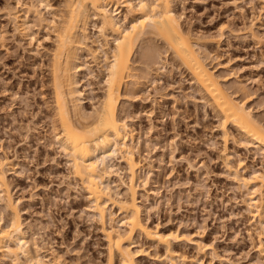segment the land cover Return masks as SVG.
<instances>
[{
  "label": "rangeland",
  "instance_id": "obj_1",
  "mask_svg": "<svg viewBox=\"0 0 264 264\" xmlns=\"http://www.w3.org/2000/svg\"><path fill=\"white\" fill-rule=\"evenodd\" d=\"M29 1L0 0V156L8 161V192L26 236L30 242L37 241L45 255L55 253L64 264H103L107 251L100 223L93 216L85 188L72 175L66 153L54 140L57 129L53 130L47 53L53 46L52 36L47 26L27 11ZM50 3L57 12L63 10L62 0ZM263 3L172 0L181 27L199 38L197 47L209 55L207 63L222 85L245 101L262 121ZM7 8L28 18L29 36L17 29ZM38 10L46 20H52L47 10L40 6ZM119 10L122 14L117 17L122 18L126 10L121 6ZM95 21L92 18L87 33L89 41L96 44L101 38ZM209 38L216 44L207 42L212 40ZM150 44L160 52L162 63L147 65L139 57V45L131 64L138 84L132 85L133 89L128 85L118 106V114L138 140L135 157L141 160V169L134 184L137 201L144 209L141 217L163 233L183 234L184 240L173 242L176 253L183 256V260L175 259L178 264H264L254 251L260 231L246 207V191L224 166L216 115L163 43L153 38ZM85 52H79L76 64L82 67L86 62L88 66L83 65L76 79L82 90L81 107L91 112L104 90L105 70L103 73V64L102 68L95 65ZM229 133L225 152L231 155L229 161L237 173L247 176L260 168L261 154L237 142L233 128ZM117 161V166H123ZM121 177L127 181L123 173ZM111 180L120 183L116 175ZM108 212H113L112 222L119 226L118 210L109 205ZM0 213L7 219L1 204ZM134 242L133 249L148 250L136 257L137 264H163L152 258L164 253L163 248L141 235H135ZM194 243L203 248L198 250ZM3 258L0 254V264L12 263Z\"/></svg>",
  "mask_w": 264,
  "mask_h": 264
},
{
  "label": "bare ground",
  "instance_id": "obj_2",
  "mask_svg": "<svg viewBox=\"0 0 264 264\" xmlns=\"http://www.w3.org/2000/svg\"><path fill=\"white\" fill-rule=\"evenodd\" d=\"M62 2L63 10L59 12L50 0H30L26 8L28 12L34 13L40 24L47 26L48 35L52 36L53 46L47 53L52 88V126L53 130L55 127L57 129L53 132L54 140L66 153L72 175L85 188L93 216L100 223L107 251L103 264H137L136 257L148 254V250L141 247L133 249L135 235H141L164 249V253L154 254V260L163 264H178L176 258L183 260L173 245V242L184 240L183 234L174 231L163 233L157 226L150 227L141 217L144 209L137 201L134 184L137 172L141 169V160L135 157L138 140L133 138L126 121L118 114V106L126 95L128 85L138 84L133 79L136 75L131 66L132 56L138 46L141 47L140 59L150 67L161 61L160 52L154 48L155 45L150 44L153 38L160 40L171 53L172 59L186 71L217 117V127L224 141L221 153L224 166L246 191V207L260 231L254 251L264 261V121L256 118L245 101L233 96L222 85L220 77L207 63L209 55L206 52L203 54L197 47L199 38H194L181 27L172 0ZM39 6L52 14V20L44 18L38 10ZM120 6L126 10L122 18L117 17L122 14ZM7 10V13L12 14L17 29L29 36L28 18L20 16L17 11L13 12L12 8ZM91 16L98 22L97 31L101 38L96 44L95 40L92 43V40L89 41L87 33ZM252 36L256 38L255 34ZM209 39L212 40L207 42L216 44L214 38ZM89 42L94 43V47H90ZM84 50L95 65L103 64V73L105 70L104 90L98 105L91 112L81 107L82 90L76 79V73L88 66L84 65L86 62H81L82 67L76 64L79 52ZM229 128L236 130L239 137L237 142L254 147L261 154L260 168L249 171L247 176L237 173L229 161L231 155L225 152ZM116 160L123 166L119 163L117 166ZM238 164L239 167L241 163ZM7 165V158L0 156V204L2 210L8 213L7 219L0 213V254L9 259L11 264H64L60 256L50 252L51 257H48L37 241L32 238L31 243L26 236V228L8 192ZM122 173L127 181L122 179ZM112 175H116L120 183L112 181ZM107 204L118 210L120 227L114 226L113 212L107 213ZM252 207L254 212H251ZM194 245L198 250L203 248L199 244Z\"/></svg>",
  "mask_w": 264,
  "mask_h": 264
}]
</instances>
